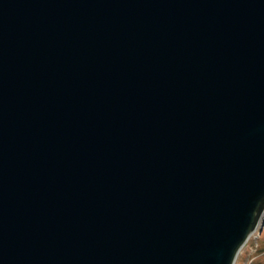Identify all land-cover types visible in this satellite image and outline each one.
<instances>
[{
    "label": "water",
    "instance_id": "95a60500",
    "mask_svg": "<svg viewBox=\"0 0 264 264\" xmlns=\"http://www.w3.org/2000/svg\"><path fill=\"white\" fill-rule=\"evenodd\" d=\"M264 226V0H0V264H235Z\"/></svg>",
    "mask_w": 264,
    "mask_h": 264
},
{
    "label": "rangeland",
    "instance_id": "374dc122",
    "mask_svg": "<svg viewBox=\"0 0 264 264\" xmlns=\"http://www.w3.org/2000/svg\"><path fill=\"white\" fill-rule=\"evenodd\" d=\"M235 264H264V226L251 234L239 251Z\"/></svg>",
    "mask_w": 264,
    "mask_h": 264
}]
</instances>
